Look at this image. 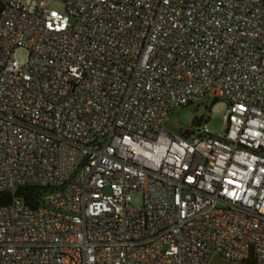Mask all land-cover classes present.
Segmentation results:
<instances>
[{
  "label": "built area",
  "instance_id": "obj_1",
  "mask_svg": "<svg viewBox=\"0 0 264 264\" xmlns=\"http://www.w3.org/2000/svg\"><path fill=\"white\" fill-rule=\"evenodd\" d=\"M205 97L221 132L165 130ZM27 186L0 264H264V0H0V193Z\"/></svg>",
  "mask_w": 264,
  "mask_h": 264
},
{
  "label": "rangeland",
  "instance_id": "obj_2",
  "mask_svg": "<svg viewBox=\"0 0 264 264\" xmlns=\"http://www.w3.org/2000/svg\"><path fill=\"white\" fill-rule=\"evenodd\" d=\"M52 7L63 11V5L59 1H54ZM15 57L20 63H25L28 59V52L23 49L18 50ZM227 109V103L205 97L196 101L189 108L174 111L167 119L164 128L170 134L181 135L192 129L194 121L201 120V123L206 124L212 131L221 132L225 125ZM132 204L139 207L142 205V199L136 196Z\"/></svg>",
  "mask_w": 264,
  "mask_h": 264
},
{
  "label": "trees",
  "instance_id": "obj_3",
  "mask_svg": "<svg viewBox=\"0 0 264 264\" xmlns=\"http://www.w3.org/2000/svg\"><path fill=\"white\" fill-rule=\"evenodd\" d=\"M192 105L193 104H190L184 107V109L189 108ZM201 124H202L201 120L198 122L194 121L192 123V129ZM192 129L185 131L183 134H181V136L183 137L189 136V134L192 132ZM43 193H44V189H40L37 187H31V186L22 188V190L18 191V193H16L15 195H12L10 193H0V207L8 205L11 202V199H13L14 197L21 199L22 201L30 204L33 207H36L40 204ZM245 264H257V261L255 258H251Z\"/></svg>",
  "mask_w": 264,
  "mask_h": 264
},
{
  "label": "water",
  "instance_id": "obj_4",
  "mask_svg": "<svg viewBox=\"0 0 264 264\" xmlns=\"http://www.w3.org/2000/svg\"><path fill=\"white\" fill-rule=\"evenodd\" d=\"M210 264H232V263H230V262L224 260V259L221 258V257L216 256V257H214V258L211 260Z\"/></svg>",
  "mask_w": 264,
  "mask_h": 264
}]
</instances>
